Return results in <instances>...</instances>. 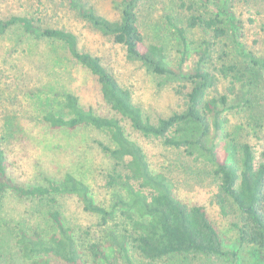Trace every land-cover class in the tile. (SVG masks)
Instances as JSON below:
<instances>
[{
	"label": "trees",
	"instance_id": "1",
	"mask_svg": "<svg viewBox=\"0 0 264 264\" xmlns=\"http://www.w3.org/2000/svg\"><path fill=\"white\" fill-rule=\"evenodd\" d=\"M65 1L92 30L123 46L129 60L140 62L165 82L175 83L183 110L151 122L100 59L79 50L72 32L42 27L31 13L0 17V36L20 28L36 40L59 45L95 77L109 116L81 107L75 95L66 94L61 110H48L42 119L51 130L91 127L106 132L113 146L101 142L99 147L114 161L106 186L124 192L115 194L108 211L95 204L89 187L71 174L45 186L13 183L0 141V197L9 192L18 199L47 201L49 209L51 233L43 234L40 225L28 227L29 222L24 226L27 230L19 228L17 240L24 262L46 259L59 264H87L72 228L65 225L56 207L57 197H75L84 211L99 215L106 248H117L129 264L133 255L150 263L170 257L236 258V252L224 249L206 209L181 201L170 176L152 172L143 150L126 133L125 123L145 138L162 140L165 146L208 163L217 179L212 203L221 217L236 218L233 227L240 247L264 251V147L256 151L227 130L231 113L243 109L253 112L264 98V0H177L184 20L179 25L168 19L183 48L177 65L167 61L162 45L145 41L139 14L152 0H118L119 19L114 21L76 0ZM255 25L258 31L253 30ZM189 30H199L209 38L202 41L196 64L184 69ZM225 39L231 40L227 51L220 47ZM220 142L224 150L218 147ZM116 211L123 227L107 228ZM104 248L102 242H92L87 251L96 261L105 258Z\"/></svg>",
	"mask_w": 264,
	"mask_h": 264
},
{
	"label": "rangeland",
	"instance_id": "2",
	"mask_svg": "<svg viewBox=\"0 0 264 264\" xmlns=\"http://www.w3.org/2000/svg\"><path fill=\"white\" fill-rule=\"evenodd\" d=\"M76 1L111 21L119 19L118 0ZM177 3V0H152L139 14L145 41L162 45L167 61L173 65L180 62L183 50L174 27L168 22L173 19L180 25L184 20ZM22 13L38 17L42 27L72 32L79 50L98 57L118 83L131 92L133 102L151 122L183 110V99L177 94L175 83L165 82L148 72L140 62L129 60L123 46L92 30L78 17L76 8L65 0H0V17L6 19ZM258 29V25L253 27V30ZM186 37L188 48L183 66L191 69L197 62L202 41L209 36L199 30H189ZM230 46V39L220 44L226 51ZM66 94L75 95L81 107L90 108L97 115H110L95 77L72 61L59 45L36 40L20 28L0 36V141L7 154L8 177L13 183L32 187L45 186L48 181H60L71 174L89 187L95 204L110 211L115 194L124 192L106 186L114 161L101 151L99 143L113 146L107 133L91 127L51 130L43 122L46 111L61 110ZM228 119L227 130L236 140L250 143L256 151L264 147V98L257 102L253 112L243 109L231 113ZM125 131L143 150L152 172L170 176L181 201L203 206L219 232L224 249L237 253L235 259L229 256L170 257L151 263L133 255L131 264H264V251L240 247L233 227L236 218L221 217L212 203L217 179L208 163L187 157L182 151L165 146L162 140L145 138L127 123ZM218 147L224 150L222 142ZM57 201L56 207L65 225L72 228L87 264H129L117 248H106L99 215L84 211L75 197H57ZM48 210L47 201L18 199L9 192L0 197V264H59L46 259L24 262L20 255L17 240L20 229L40 225L43 234L52 232L47 221ZM115 215L107 228L123 227L120 214L116 211ZM25 223L29 226L24 227ZM99 241L105 247L106 256L95 261L87 247Z\"/></svg>",
	"mask_w": 264,
	"mask_h": 264
}]
</instances>
